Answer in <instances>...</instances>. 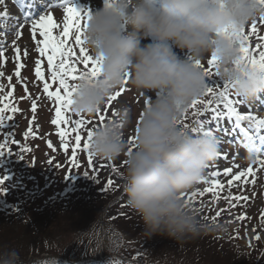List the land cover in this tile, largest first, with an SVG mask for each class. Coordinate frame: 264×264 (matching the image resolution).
Returning <instances> with one entry per match:
<instances>
[{"label":"clouds","instance_id":"obj_1","mask_svg":"<svg viewBox=\"0 0 264 264\" xmlns=\"http://www.w3.org/2000/svg\"><path fill=\"white\" fill-rule=\"evenodd\" d=\"M262 15L260 0H109L91 12L85 47L99 58L100 69L76 82L72 108L83 114L102 110L125 81L138 94H150L139 114L123 105L94 127L90 142L97 158L125 159L122 191L146 238L162 235L182 243L226 227L200 219L181 195L216 160L221 139L194 133L181 121L205 91V66L213 55L219 79L228 81L236 97L245 103L264 97V68L241 59L239 39ZM129 126L138 128L131 151ZM237 147L244 163L264 157L258 141ZM0 264L23 262L17 250L6 249L0 250Z\"/></svg>","mask_w":264,"mask_h":264},{"label":"trees","instance_id":"obj_2","mask_svg":"<svg viewBox=\"0 0 264 264\" xmlns=\"http://www.w3.org/2000/svg\"><path fill=\"white\" fill-rule=\"evenodd\" d=\"M250 26L251 24L246 31ZM258 34L264 35V31ZM250 43L254 46L256 39L253 38ZM207 82L222 84V81L216 77L207 78ZM12 104H16V101ZM104 110L105 106L102 111ZM88 116L94 123L89 127L94 128L101 124L96 119L95 113ZM113 117L110 112H107L103 122ZM5 123L8 125L7 130L0 137V142H3L4 136L8 133L12 134L10 139L14 135L13 120H5ZM29 138L23 139L25 145ZM5 151L6 153L0 156V177H8L2 186L5 191L0 193V250L12 249L13 242L19 241V238L22 239L21 245L28 242L22 252L17 249L23 264H76L77 261H80V264H91L94 261H97L96 264H138L136 262L140 264H183L184 262L186 264L185 259L189 254L193 255L192 260L194 258L200 260L196 252L203 247L215 250L217 259L210 257L209 264H222L221 261L226 257L228 249L226 247L230 244V239L220 234H213L215 229L182 243L167 236L154 235L150 238L142 237L141 244L126 245L132 237L123 232L124 227L120 229L116 225H121L119 220L127 216L126 218L131 220L127 225L140 226L141 228L135 227V229L141 232L143 225L139 216L136 219L133 217L138 214L127 204V198L122 191V172L125 168L123 157L117 160H105L94 156L93 167L96 168L95 172H98L100 181L96 190H93L94 181L83 175L84 171H88L90 175L93 173L86 164L87 153L83 154V166L80 168H73L71 164L65 165L63 158L55 156L50 166L38 174L25 159L24 153V159H20L17 156L19 152L12 151L13 154H7V150ZM57 164L60 165L59 168L56 167ZM113 164L118 166L117 171L106 166ZM109 177L114 180L115 187L105 190V182ZM61 179L65 185L59 188ZM47 190L51 192H46ZM200 192L203 190L197 193L194 201L189 205L192 209L202 208L194 212L200 219L205 220L204 217L207 216L209 219L206 221L212 222L211 217L214 214L211 215L212 211L207 210L209 206L211 204L216 206L221 202L226 206L228 201L223 198L215 203L211 193L200 196ZM97 197L100 205L93 201V198ZM104 198L108 199V203L102 201ZM66 201L70 205L67 210L58 205ZM76 206L80 207L79 211L75 209ZM101 214H103L102 218H100ZM217 224L220 225V223ZM63 233L66 236H72V239L53 242L52 245L53 238ZM102 234H105L107 238L112 237L113 240L109 242H113L121 235L128 239L122 244L115 241L116 245L110 247L107 253L105 252L106 258L100 263L96 260L95 249L91 248V245L95 246ZM134 239L138 238L134 237ZM158 244L164 249L168 248L160 250ZM63 251L67 254H62ZM80 251L83 252L77 256ZM87 257L91 258L86 259ZM235 258L237 264H264V245L252 246L247 252L239 251ZM190 262L194 261L190 259Z\"/></svg>","mask_w":264,"mask_h":264},{"label":"rangeland","instance_id":"obj_3","mask_svg":"<svg viewBox=\"0 0 264 264\" xmlns=\"http://www.w3.org/2000/svg\"><path fill=\"white\" fill-rule=\"evenodd\" d=\"M47 1L48 0L39 1L41 7L39 9L38 15L33 17V20L38 19L39 16L43 14L51 13L54 20L62 26L64 6L48 7ZM71 5H75L78 8L90 10L92 12L102 5H105V0H83L82 4L79 1ZM13 9L14 7L12 8L11 3L9 1L7 2V0H3V2L0 3V48H3L5 52V56L0 57V72L4 73V75L0 77V85H3V89L0 90V96H5L7 95L8 91L12 90L9 88V81L7 79V77L11 75L13 77L11 84L15 87L13 97L11 98V106L17 107L19 111L15 113L6 111L5 116L11 115L13 117L12 120L14 122L15 130L14 135L11 139L18 141L19 144H9V147L12 149V151L19 152L20 145H25L23 142L24 132L27 131L30 126L33 127L34 131L38 133V137L33 138L32 136H30L27 146L31 149V151L24 152V154L25 159L30 162L31 166H33L32 168L35 169L38 174H40L41 170H44L45 168L50 166L49 160H55V156L56 158H63L65 165L69 164V161L66 157V154H64L63 150L59 147V139L55 135V128L50 125V116L53 114L52 108L49 107L51 102L46 99L45 95L42 92V83L35 78L34 62L35 60L40 59V56L35 50L36 41L33 40L30 35L32 18L30 17L26 22H18V25L14 24V22L17 21L11 20L12 22H9L7 18L8 16H12V13L15 10ZM4 13H6V15H4ZM257 26L259 30L258 33L264 31V24H261L259 19H257ZM17 31L21 33L20 37L16 36ZM37 39H40L38 35ZM13 41H16L15 45H13ZM147 42V40L144 41V43ZM15 47H19L21 49V53L26 50L29 55L25 57L21 54V58L18 61L15 57ZM176 52L180 56L184 55V53L180 52V50L178 49L176 50ZM18 63H22L25 65L24 68H21V76L19 78L15 76V66ZM45 72L47 75L46 69ZM25 86H27V93L24 91ZM126 88V92L123 93L118 98V101L113 104L112 111H117L121 106L127 105L131 111L139 114V111L142 109V107L146 106L145 99H149L150 94L149 96H146L144 94H138L129 86H126ZM22 97L24 99H21ZM32 98H38L37 113L35 114L31 112L30 107ZM229 98L234 101L233 107H235L241 115H251L258 119H264V97H258L254 103H235L236 101L241 100L236 97L230 90ZM208 99H211L213 103L207 109L198 106L199 111L203 112V115L197 116L195 119L192 115H189L187 122L191 123V121L194 120H201L204 122L205 130L211 128L214 135L221 139V152L216 160L209 164L203 177L209 181L211 179H220L221 183L224 184L223 189L214 187L217 194L220 193L219 195L216 194L215 196H213L212 200L215 203L225 197H228L229 199H227L228 203L226 206H224L223 202L219 203V205L216 206L211 204V206H209L207 210L212 211L211 215L215 214L216 211L222 210L221 215L217 218L216 223H220V225H226V227L222 229H215L213 234H220L230 239V244L226 247V249L228 248L226 250V257L221 261L222 264H237L235 261V255L237 252H247V250L252 246L264 245V224L261 223L260 219L261 212H264V167H261L258 164L251 165L255 172L254 176H249L246 179L242 178V180L239 182L234 181L231 186L227 185V179L230 177L224 176V169L232 167L234 171H246L247 167L250 165V163H244L241 160V153L238 150L237 146L242 141L248 140L247 137L244 136L243 130L249 129L250 132H254V129L250 128V121L242 120L237 122L235 115L229 116L227 109L223 106V102L219 101L218 98L206 96L205 100ZM15 101L16 104H12V102ZM217 104H219V108H217ZM0 106L3 105L0 104ZM213 109L219 111L221 113V116L213 119V117L215 116V112L213 111ZM110 113L112 115V112ZM33 115H36L37 117L35 121L32 120ZM84 116L85 118H90L88 114H84ZM92 125H94V123H92ZM7 126V123H5V126L0 128V137L7 130ZM126 132L127 137L129 138L130 135H134V128L129 126ZM260 134L264 135V131H262ZM49 139L52 141L57 151L53 152L47 147V140ZM260 149L264 150V145L260 144ZM82 161L83 154H79V162L81 163V167L83 166ZM213 170L218 171L220 173V176L215 178L211 177L210 173ZM97 173L98 172H93L92 175H97ZM253 180L255 181L254 183L252 182ZM60 182L61 184L58 185L59 188L61 187V185H65L62 179ZM93 184V190H96L98 183L94 181ZM206 187H209V184L199 182L193 189L185 192V194L186 196H190L192 193H198ZM116 188H118V186H116ZM46 192H51V190H47ZM241 196H247L249 197V199H238ZM229 200H231V205L229 203ZM93 201L95 204L97 203L98 205H100V200L98 199V197L95 199L93 198ZM102 201L108 203V199L104 198L102 199ZM58 205L62 208L64 207L65 210L70 208V205H68L67 201L66 203L60 202ZM75 209L79 211L80 207L77 208L76 206ZM241 215H245L246 219H237V217ZM102 217L103 214L100 215V218ZM126 217L127 216L119 220L121 221V225L116 224L120 229L124 227L123 232L132 237L129 244L126 245L141 244L142 237L145 238V236L141 234V230L135 229V227H141L127 225L131 220L127 219ZM133 217L136 219L138 215ZM256 236H259L260 239H255ZM134 237L138 239H134ZM53 239L54 240L52 241V245L53 242L57 243L59 241H70V239H72V236H66L63 233L58 234ZM127 239V237L121 235L119 238H116V240L114 239L113 242H109L110 240H113L112 237L108 236L107 238L105 234H102L98 238L96 245H91V248L93 247V249H95L94 256H96V260L101 263L106 258L105 252L107 253L109 249L116 245L115 241L122 244L125 243ZM21 240L22 239L19 238V241L13 242L12 249H19V252H22L24 246H26L25 244H28V242L21 245ZM29 241L31 240L29 239ZM158 246L160 245L158 244ZM30 249L32 250L31 244ZM165 249L160 246V250ZM82 252L80 251L77 256L81 255ZM61 253L65 255L67 254L64 251ZM196 253L199 254L200 260H197L198 258H194V260H192L193 255L189 254L185 259L186 264H209L208 259H210V257H213V259H217V257L215 256V250H211L208 247H203L202 249L197 250ZM88 258L91 257H87L86 259ZM190 259L194 262H190ZM95 262L97 261H94L91 264H96ZM75 263L80 264V261H77ZM136 263L140 264L139 262Z\"/></svg>","mask_w":264,"mask_h":264},{"label":"snow or ice","instance_id":"obj_4","mask_svg":"<svg viewBox=\"0 0 264 264\" xmlns=\"http://www.w3.org/2000/svg\"><path fill=\"white\" fill-rule=\"evenodd\" d=\"M2 2L3 0H0V3ZM260 2L264 4V0H260ZM108 3L109 0H105V6H107ZM63 10L64 15L62 26L54 20L51 13L43 14L39 16L38 19L31 20L30 35L31 38L36 41L35 50L40 56V59H37L34 62V73L35 78L42 83L43 94L46 99L51 102L49 107L52 108L53 114L50 116V125L55 128V135L59 139V147L63 150V153L66 154L69 164H71L73 168H80L79 154L87 153L86 164L93 172H95L96 168L93 167L95 164L94 155L90 151L93 128L89 127V125H92L93 121L90 118H85L83 113L74 112L72 108L73 96L76 91V82L84 78L85 75H98L100 69L99 58L94 59L85 47L84 32L87 20L91 15V11L78 8L71 4L64 6ZM4 15H6V13H4ZM259 21L261 24H264V15L259 18ZM37 35L40 39H37ZM16 36L20 37L21 33L17 31ZM253 38L256 39L254 46L250 43ZM239 39L242 53L241 59L245 63H250L253 66L264 68V35L258 34L257 20H253L247 31H241ZM12 43L15 45L16 41H13ZM21 54L25 57L29 55L26 50L21 53V49L19 47H15V57L18 61L21 58ZM4 56L5 52L2 48H0V57ZM206 65L207 67H205V71L207 73V78H219L218 73L215 70L216 57L214 55L208 59ZM195 66L200 67V62H195ZM24 67L25 65L22 63H18L15 66L16 77L19 78L21 76V68ZM45 69L47 70V75ZM3 75L4 73L0 72V77ZM7 79L9 81V88L12 90L8 91L7 95L0 96V104L3 105L0 106V128L5 126V120L13 119L11 115L5 116L6 111L12 113L19 111L17 107L11 106V98L13 97L15 90V87L11 84L13 77L10 75ZM221 81L222 84L207 82L205 85V91L201 97L212 96L218 98L219 101L223 102V106L227 109L228 115L236 116L237 122L242 120L250 121V128L254 129V132H250L249 129H244V136L247 137L249 141H258L261 145H264V135L260 134L264 131V119H258L251 115H241L237 109L233 107L234 101L229 98L230 85L228 81ZM126 86L127 81H125L124 87L120 88L114 95L109 97L104 111L97 109L95 115L99 122L102 123L106 119L107 112H112L114 117L118 114L117 111H112V106L118 101V98L126 92ZM2 89L3 85H0V90ZM24 91L27 93V86H25ZM201 97L192 101L189 108L185 111L181 123L185 128H190L194 133L198 132L206 135H213V130L211 128L205 130L204 122L201 120H194L192 124L187 122L189 115H192L193 117L203 115V112L199 111L198 106L207 109L212 105L213 101L211 99L205 100ZM21 99L24 98L22 97ZM37 99L38 98H32L30 107L33 114L37 113ZM242 102L243 101H236L235 103ZM149 103L150 99H145V104L147 105ZM217 108H219V104H217ZM213 111L215 112L213 119L221 116V113L216 109H213ZM36 119V115H33L32 120L35 121ZM135 131H138V128L134 129V132ZM23 135L25 139L30 136L33 138L38 137V133L35 132L31 126L24 132ZM11 136L12 134L8 133L4 136L3 142H0V156H3L6 153L5 150H7V154H13L9 144H19L18 141L10 139ZM128 140L131 151L134 147L136 135H130ZM47 147L53 152L57 151L50 139L47 140ZM28 151H31V149L28 148L27 145H20V151L17 153L18 158L24 159L23 153ZM52 162V160H49L50 164ZM257 164L264 167V158L257 157V160L254 163H250L246 171H234L232 167L224 169V176L230 177L227 179V185L231 186L234 181L239 182L242 178L246 179L249 176H254L255 172L251 165ZM106 166L111 167L113 171H117L118 166L115 164ZM56 167L59 168L60 165L57 164ZM83 175L97 183L99 182L98 176L90 175L88 171H84ZM210 175L215 178L219 177L220 173L213 170ZM7 179V176L0 177V193L5 191L2 186L5 184ZM199 182L210 185L209 187L204 188L203 192L199 193L200 196H203L205 193H211L215 196L216 193L213 191L214 187H218L220 189L224 188V184L221 183L220 179H211L209 181L202 177ZM252 182L254 183L255 181L253 180ZM105 183V190L115 187V182L111 177L107 178ZM181 195L186 203L190 204L194 201L197 193H192L190 196H186L185 193H182ZM225 199L229 198L225 197ZM238 199L248 200L249 197L241 196ZM229 203L231 205V200H229ZM198 210H202V208L193 209V211ZM221 211L215 212V214L211 217L212 222L217 221V218L221 215ZM204 219L208 220L209 217L206 216ZM237 219L244 220L246 219V216L241 215L237 217ZM260 219L261 223L264 224V212H261ZM255 239L259 240L260 237L256 236Z\"/></svg>","mask_w":264,"mask_h":264},{"label":"bare ground","instance_id":"obj_5","mask_svg":"<svg viewBox=\"0 0 264 264\" xmlns=\"http://www.w3.org/2000/svg\"><path fill=\"white\" fill-rule=\"evenodd\" d=\"M77 1H79V0H77ZM89 1H90V0H89ZM80 2H81V4H82L83 0H80Z\"/></svg>","mask_w":264,"mask_h":264}]
</instances>
